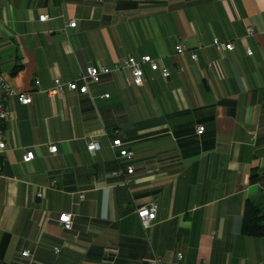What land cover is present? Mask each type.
Instances as JSON below:
<instances>
[{
	"label": "crops",
	"instance_id": "0c3cea01",
	"mask_svg": "<svg viewBox=\"0 0 264 264\" xmlns=\"http://www.w3.org/2000/svg\"><path fill=\"white\" fill-rule=\"evenodd\" d=\"M145 54L169 77L145 64L137 86L115 69ZM89 66L111 71L88 93H49ZM0 69L14 91L0 87V264H264V235L242 232L247 200L264 205V0H0Z\"/></svg>",
	"mask_w": 264,
	"mask_h": 264
},
{
	"label": "built area",
	"instance_id": "2783aa9c",
	"mask_svg": "<svg viewBox=\"0 0 264 264\" xmlns=\"http://www.w3.org/2000/svg\"><path fill=\"white\" fill-rule=\"evenodd\" d=\"M50 19V15L47 13H43L40 15V20L46 21ZM71 27L76 26V20L72 19L69 24ZM254 29L253 27H248V32L253 33ZM214 46L217 49V51L224 57L226 51H230L234 49V44L232 42H222L219 38H214ZM186 51V47L182 44L176 45V52L178 54H182ZM246 52L248 55L253 54V50L250 47H246ZM192 58L194 60H197V54L193 52L191 54ZM147 64L150 66V68L153 71H160L162 76L164 78H168L170 75V71L167 67L161 66L158 61L152 58L151 55L145 54L140 58H136L134 56H129L126 58L122 64H116L115 69L117 71H122L124 69H127L131 74V81L133 84L137 86H141L145 82V72H144V65ZM208 68H212V65H208ZM111 69L109 67H97V66H89L86 68V70L81 73L76 79L64 82L59 76L55 77L54 80V87L50 89L49 93L51 95H56L63 93L66 88H68L71 91H78L81 94L88 93L89 91V84L91 83H98L101 81V77L103 74H106L110 72ZM36 83L39 84V80H36ZM0 87H2L8 95H11L14 93L9 87V84L4 80L1 69H0ZM18 99L23 104H30L32 102V94L30 91H20L17 93ZM103 96L108 97L109 94L106 93ZM10 111L9 108L6 106V104H0V122L9 118ZM199 132H202L204 130L203 126H199L198 128ZM6 147V141L4 138V134L2 129L0 128V154L4 151ZM89 151L96 152L99 150L100 146L99 143L91 138L88 141L87 145ZM111 147L113 150H115L119 157H127L132 158L134 156V151L127 148L125 145V142L122 141L120 138H116L112 141ZM49 151L51 153H57L58 152V146L56 144H50L49 145ZM35 158V151L33 149L27 150L23 157V161L25 163L31 162ZM128 173H133L134 166L129 165L127 167ZM122 171H113V175H119ZM0 173H1V167H0ZM83 197V196H82ZM138 216L141 219L143 227L147 229H151L154 225V221L157 216V204L155 202H150L142 205L137 210ZM59 221L64 224L65 227L70 228L72 226V219L71 214L69 213H62L59 217ZM57 250V249H56ZM22 256L29 257L31 261H34L32 258V253L30 250H25L22 252ZM178 262L175 264H185L183 262V254L178 253L177 254ZM151 264H173L167 261H164L161 258L154 259ZM198 264H208L206 260L201 261Z\"/></svg>",
	"mask_w": 264,
	"mask_h": 264
},
{
	"label": "trees",
	"instance_id": "16d2710c",
	"mask_svg": "<svg viewBox=\"0 0 264 264\" xmlns=\"http://www.w3.org/2000/svg\"><path fill=\"white\" fill-rule=\"evenodd\" d=\"M242 232L250 236L264 235V205L247 200L243 213Z\"/></svg>",
	"mask_w": 264,
	"mask_h": 264
}]
</instances>
